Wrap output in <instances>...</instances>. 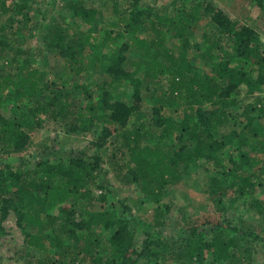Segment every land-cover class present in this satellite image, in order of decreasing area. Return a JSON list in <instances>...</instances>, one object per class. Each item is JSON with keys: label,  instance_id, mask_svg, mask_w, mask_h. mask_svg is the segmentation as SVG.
<instances>
[{"label": "trees", "instance_id": "16d2710c", "mask_svg": "<svg viewBox=\"0 0 264 264\" xmlns=\"http://www.w3.org/2000/svg\"><path fill=\"white\" fill-rule=\"evenodd\" d=\"M251 1L264 9L263 0ZM34 2L0 0V14L9 16L12 24L17 17L29 20L26 12L29 3ZM125 2L127 9L123 13H131L129 19L117 18L123 28L114 30L109 26L99 33L95 27L103 13L86 6L83 0H74L70 3L74 18L89 29L75 31L68 42L65 30L58 28L45 41L47 50L57 51L69 61L76 77L104 68L105 81L99 97L72 113L69 125L72 133L88 132L90 125L98 121L100 132L94 154L82 153L56 162L45 160L30 169L15 164L40 138L44 123L39 117L48 116L61 127V117L70 103L65 98L66 90L52 97L45 75L35 65L36 59L26 56L31 55L30 50L13 45L11 37L18 31L7 32L8 28L2 26L8 36L0 38V61L4 59L0 65V225L13 210L25 233L27 227L36 228L38 233L27 234L26 243L40 253L39 264H239L241 254L245 262L252 264L257 247L251 246L250 240L242 245L244 240L233 238L240 225L236 217L229 216L228 202L250 198L252 207L264 219V115L253 116L256 106L248 104L233 118L230 107L243 92L253 95L264 91V50L258 31L232 20L214 6L201 14L200 8L198 13L178 9L168 18L161 17L151 5L157 0H150V4L146 0ZM204 20L217 27L219 34L203 35L209 63L215 59L214 52L222 50L219 61H213L208 72L181 64L164 47L167 37H192ZM144 29L152 32L151 42L138 38ZM221 34L229 36L231 51L223 50ZM105 45L112 51L107 66L101 64ZM130 48L142 55L134 64L129 63ZM241 61L250 70L232 66ZM126 85L132 89L131 104L119 95V89ZM159 87L162 91L153 95V105L144 110L146 95ZM59 102L60 110L56 108ZM3 109L10 113L5 114ZM260 110L264 113V105ZM88 117L93 119L87 127ZM232 118L239 121L240 131L221 132ZM148 121L156 132L148 129ZM145 135L151 142H145ZM168 140L175 142L176 148L166 151ZM231 150L238 152V160ZM197 163L206 172L201 194L214 203V211L188 221L183 230L185 238L150 232L144 223L127 215L128 208L120 214L119 209L102 211L94 206L99 198L92 186L104 188L100 179L107 176V166L118 180L128 178L141 197L152 200V229L165 227L171 206L162 203L163 197L181 185ZM73 198L81 210V221L74 222L72 216L66 219L67 226H76L86 233V238L80 240L67 230L69 237L73 235L77 241L73 250L56 237V247L65 250L55 260L46 254L45 233L54 231L52 226L60 212L68 215L64 203ZM100 199L105 201V196ZM137 232L145 236L141 248L136 244ZM250 235L257 238L248 232L243 239ZM76 251L80 259L74 256Z\"/></svg>", "mask_w": 264, "mask_h": 264}, {"label": "rangeland", "instance_id": "374dc122", "mask_svg": "<svg viewBox=\"0 0 264 264\" xmlns=\"http://www.w3.org/2000/svg\"><path fill=\"white\" fill-rule=\"evenodd\" d=\"M77 1V0H75ZM86 6L96 8L100 10L102 20H98L95 32H104L108 28L114 30H121L123 28L120 20L122 18L129 19L131 11L123 13L127 9L125 0H83ZM130 2V0H127ZM143 2L144 0H140ZM74 0H35L34 3H29V8L26 12V16L29 20L22 17H17L15 23L9 22V16L0 14V38L4 39L8 36L7 32L18 31L17 36L11 37V41L16 48L22 50H30L31 56L36 59L35 65L45 75V81L50 85V89L53 91L52 97L56 96L57 92L66 90L69 99V107L63 114V126L61 127L49 119V117L40 116L39 120L42 119L43 129L40 133V138L35 140L28 151L19 156L18 163L15 166L21 164V168L30 169L35 168L39 163L43 161L56 162L58 160H67L69 158L79 157L82 153L92 155L95 153L96 148L94 143L98 139L100 127L98 121L91 124L93 118L88 117L86 120L87 127L90 125L88 132L72 133L69 130L71 122V115L75 111H79L82 107L89 106L91 102L96 101L101 93V86L105 81V72L100 68L99 70L91 71L92 73H86L81 76H75L69 61L62 58L57 51L47 50L45 41L49 36H54L55 30L64 29L66 32L65 37L67 41H71V36L75 31L88 30L89 26L81 24V22L74 18L73 10L70 7V3ZM150 4V0H146ZM117 3V7H115ZM151 5L155 6L161 17H173L178 12V9L182 11H189L191 9L196 10L200 8V14L205 11L208 7L214 6L217 9L222 10L232 20L237 21L241 24L245 23L258 31V35L264 50V9L256 2L251 0H157L152 2ZM264 5V0H263ZM132 10V9H130ZM120 19V20H117ZM116 21V22H115ZM100 22V23H99ZM80 25V26H79ZM100 25V26H99ZM113 25V26H111ZM2 26L7 27V32L2 29ZM79 26V27H78ZM110 26V27H109ZM217 27L213 24H208L207 20L200 23L196 33L189 39H178L174 37H167L165 40V48L171 50L175 58L183 65H194L197 69L204 72H208L211 69V63L213 61L218 62L221 51H215V59L209 63L207 56L206 44L204 42L203 35L209 32V35L218 34L216 31ZM152 32L147 29L140 31L138 34L139 39H145L151 42L154 38L151 35ZM219 35V34H218ZM73 37V36H72ZM217 37V36H216ZM219 38V36H218ZM222 48L225 51H231L232 46L228 43L229 36L221 34ZM79 42V41H78ZM101 64L107 66L106 62H109V56L112 53L111 48L105 45L102 49ZM101 54V51H100ZM129 56V63L134 64L142 58L134 48H130L127 52ZM137 60V61H135ZM4 64V59L0 61V65ZM233 67L244 68L250 70V66L246 67L243 61L232 64ZM166 83V82H165ZM167 85L164 84V87ZM245 90V87H243ZM156 91H162V87L152 90L146 95L145 101H143L144 110H148L153 105V98ZM120 98L131 104L132 100V89L129 85L121 87L119 89ZM61 99L59 98L58 101ZM237 103L231 106L233 118L234 114L242 113L248 104H254L256 111L253 116H263L264 113L260 110L264 105V91L258 92L253 95H246L245 92L236 99ZM63 102V101H62ZM57 109L60 110L62 104L56 103ZM5 114H9L8 109H3ZM67 114L68 118H65ZM231 119V122L221 129V132L227 134L231 131H240L237 120ZM66 120V124L64 121ZM256 121V125H257ZM148 129L156 132L157 129L152 126V123L148 121ZM115 137L111 138L110 142ZM145 142H151L148 136H144ZM251 142V141H250ZM249 142V144H250ZM173 145V147H172ZM176 143L171 140L167 141L165 150H173L176 148ZM111 152V148L108 149ZM232 152V156L238 160L239 154L236 151ZM237 167H235L236 169ZM104 170L108 172L107 176H102L100 184L104 188L92 186V190L97 198L105 196V201L100 202L96 199L94 206L97 210L102 211H113L119 209L120 214L126 212L125 208H128L127 215L132 218L144 223L146 228L154 234H160L163 237H186L183 230L186 227V223L190 220H196L214 211V203L206 199L201 194V187L204 185L206 179V172L202 168V164L194 165L188 172L187 177L181 185L166 192L163 197V204L170 205L171 209L166 217V225L162 228H153L149 223L151 221L152 213L154 212L155 205L151 199L141 197L136 190L132 182L128 178L118 180L115 174L107 166ZM103 173V172H102ZM75 198L69 199L64 203V208L68 211L66 213H59L57 220L54 221L52 226L53 232L48 231L45 233L46 237L45 247L47 249V256L52 259L58 260L59 257L63 256L64 247H69L76 250L77 241L75 237H69L67 230H72L73 233L81 240L86 238V233L78 229L74 225L67 226V218L74 217V222L81 221V210L76 207ZM101 200V199H100ZM230 207L231 217L237 218V225L240 230L237 235L233 236L234 239H242L244 241L242 245H247L250 240L251 246H256L257 254L254 255V261L252 264H264V219L262 216L257 214L254 207H252V201L250 198L241 197L234 198L228 202ZM54 212V211H53ZM58 214V211H56ZM243 220V222H241ZM246 222V224H244ZM240 223V224H239ZM243 223V224H242ZM0 264H39L41 260L40 253L29 247L26 243L27 234L36 235L38 230L33 227H27L25 233L18 225V216L15 211L10 210L8 216L2 221L0 225ZM152 230V231H151ZM254 233L257 238L244 237L246 233ZM56 237H61L64 242V247L61 249L55 245ZM145 239L142 232L136 233V244L138 248ZM168 243H173L169 241ZM174 244V243H173ZM83 245L79 246L77 250L82 248ZM238 249V248H237ZM76 258L77 251L74 253ZM242 258L238 260L239 264H249ZM40 256V257H39ZM77 264H81L80 261ZM84 264V263H82Z\"/></svg>", "mask_w": 264, "mask_h": 264}]
</instances>
